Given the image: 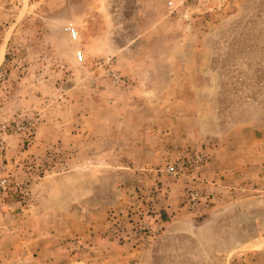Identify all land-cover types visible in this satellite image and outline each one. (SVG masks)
I'll list each match as a JSON object with an SVG mask.
<instances>
[{
  "label": "rangeland",
  "instance_id": "374dc122",
  "mask_svg": "<svg viewBox=\"0 0 264 264\" xmlns=\"http://www.w3.org/2000/svg\"><path fill=\"white\" fill-rule=\"evenodd\" d=\"M0 143L21 238L95 190L115 252L76 237L67 263L264 264V0H0Z\"/></svg>",
  "mask_w": 264,
  "mask_h": 264
},
{
  "label": "crops",
  "instance_id": "0c3cea01",
  "mask_svg": "<svg viewBox=\"0 0 264 264\" xmlns=\"http://www.w3.org/2000/svg\"><path fill=\"white\" fill-rule=\"evenodd\" d=\"M226 152H228L227 149L221 157L228 160V156L231 154L233 156L232 160H235L237 163L238 152L229 151L230 154ZM234 166L237 167L235 164ZM93 197H96V194L95 190L91 187L85 193L80 191L76 195L68 192L64 198L57 202L46 199L42 202L41 206L43 208L41 211L36 213L35 218L31 219V223L34 226L32 231L24 234L23 238H21L20 233L22 232L23 225H26V220L22 219L20 223L12 222L13 220L6 221L0 213V261H3V264H15L19 254L24 252L28 263L30 262L29 264H38L40 260H43L46 264H57L58 262H60L59 264H86L81 261L67 263L70 252V249L67 247L71 248L73 239L76 237H80L81 240H87V243H89L87 246H89V251L91 252L95 248H99L98 251L97 249L95 250L96 252H115L114 247L118 238L113 236L115 228L112 226L111 220L109 221L107 218L106 220L100 219L96 215L98 211L96 212L95 207L86 210V207L81 203L84 199H90L89 203H94L92 200L94 199ZM70 213L75 217H69L68 214ZM57 216L60 217L61 222L64 221L65 223L53 233L50 227L52 223L56 222ZM39 227L42 229L38 230ZM100 231L102 234H100ZM28 234L30 237L41 234L40 238L37 236L31 241L32 243H39L38 245L46 246L47 248H44L43 252L37 251L39 247L34 250L29 246L31 242L24 240ZM84 236H88L89 238H83ZM20 242L23 244L29 243V245L26 244L27 248L25 249V246L21 247ZM118 245L120 244L118 243ZM52 248L55 251L52 252ZM256 249L251 250L253 252L251 256L255 258L262 255L264 257V246ZM121 251L125 252V249L122 247ZM52 258H56V260H52ZM44 259L47 260L45 261Z\"/></svg>",
  "mask_w": 264,
  "mask_h": 264
},
{
  "label": "built area",
  "instance_id": "2783aa9c",
  "mask_svg": "<svg viewBox=\"0 0 264 264\" xmlns=\"http://www.w3.org/2000/svg\"><path fill=\"white\" fill-rule=\"evenodd\" d=\"M68 32L73 39H77L78 34L75 31V29L69 28ZM79 59L80 60L83 59V55L81 53H79ZM183 166L184 165L182 162L172 164L169 166L168 172L173 176H177L180 173V170L183 168ZM7 172H8V166L5 162V147L3 146L2 143H0V194L5 192L7 189V186L9 185V179L7 176ZM191 194L192 192L189 191V198L191 201L196 200L199 197V193H195L193 196H191ZM206 195H208V198L211 197L210 193L208 194L206 193Z\"/></svg>",
  "mask_w": 264,
  "mask_h": 264
}]
</instances>
